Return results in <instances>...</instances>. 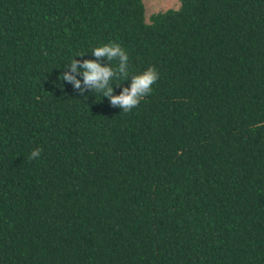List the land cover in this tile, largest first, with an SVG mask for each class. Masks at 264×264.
<instances>
[{
    "label": "trees",
    "instance_id": "16d2710c",
    "mask_svg": "<svg viewBox=\"0 0 264 264\" xmlns=\"http://www.w3.org/2000/svg\"><path fill=\"white\" fill-rule=\"evenodd\" d=\"M108 43L128 113L59 79ZM0 264H264V0H0Z\"/></svg>",
    "mask_w": 264,
    "mask_h": 264
},
{
    "label": "clouds",
    "instance_id": "9594fccd",
    "mask_svg": "<svg viewBox=\"0 0 264 264\" xmlns=\"http://www.w3.org/2000/svg\"><path fill=\"white\" fill-rule=\"evenodd\" d=\"M95 59L77 60L73 58L66 70L59 77L73 85L75 90L81 94L87 91H95L103 97H107L111 106L119 107L124 113L138 107L145 97L153 91L152 86L159 79V73L154 66H149L138 74L129 73V56L123 47L117 43H108L95 47L92 50ZM81 53L77 56L83 57ZM109 63L104 64L102 61ZM117 60L118 66L113 68L111 61ZM81 76V79L77 77ZM123 77L124 80L131 79L130 87H124L119 95H114L113 79ZM42 149L35 148L31 151L29 159L40 157Z\"/></svg>",
    "mask_w": 264,
    "mask_h": 264
},
{
    "label": "rangeland",
    "instance_id": "374dc122",
    "mask_svg": "<svg viewBox=\"0 0 264 264\" xmlns=\"http://www.w3.org/2000/svg\"><path fill=\"white\" fill-rule=\"evenodd\" d=\"M144 14L147 17L151 12L167 7H175L178 0H142Z\"/></svg>",
    "mask_w": 264,
    "mask_h": 264
}]
</instances>
